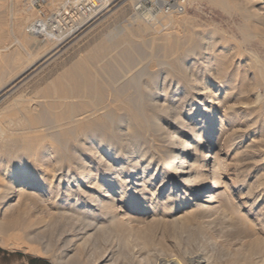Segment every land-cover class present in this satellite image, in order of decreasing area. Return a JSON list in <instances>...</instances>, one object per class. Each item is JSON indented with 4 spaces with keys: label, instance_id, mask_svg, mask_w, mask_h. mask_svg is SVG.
I'll use <instances>...</instances> for the list:
<instances>
[{
    "label": "bare ground",
    "instance_id": "6f19581e",
    "mask_svg": "<svg viewBox=\"0 0 264 264\" xmlns=\"http://www.w3.org/2000/svg\"><path fill=\"white\" fill-rule=\"evenodd\" d=\"M115 1L105 0L103 10L92 21L109 12ZM226 3L223 13L231 17L229 10L234 9L235 18L241 21L236 27L242 40H258L264 47V0ZM178 24L175 15L151 18L133 14L106 29L86 55L93 59L87 63L88 70L83 69V62H75L48 85L52 91L41 96L42 105L18 110L22 117L17 123L23 121L25 127L0 125V141L14 155L3 170L7 189L0 197L2 207L14 214L9 223L5 218L8 226L0 223V236L7 227L23 235L22 239H12L11 235L10 243L0 241V246L24 245L20 243L24 241L27 252L39 253L33 244L53 230L63 243L54 256L55 264H116L119 259L126 264H158L157 255L176 258L159 264H181L186 260L181 246L189 252L196 234L202 237L203 246L210 245L204 236L213 223L196 216L207 208L199 201L211 204L221 177L228 176L222 158L226 153L234 152L241 166L251 158L248 149L257 153L264 147L261 134L256 145L251 142L241 149L252 135L249 127L262 115L251 119L253 106L259 104L257 109L262 111V96L256 91L264 82L261 77L246 75L248 64L241 66L238 59L244 55L241 45H229L235 40L233 36L225 40L226 34L216 29L181 32ZM47 40L53 42L52 37ZM141 50L147 53V62L141 59ZM59 51L55 47L45 56L60 55ZM256 70L262 72L261 67ZM241 122L246 130L238 127ZM258 125L262 133L264 124ZM37 131L44 134V140L24 142V134L31 136ZM214 131V143L203 138ZM22 142L25 147L20 146ZM213 144L218 147L215 153L210 151ZM203 148L208 152L202 154ZM206 154L210 160L202 170ZM241 170L235 168L233 175ZM236 181L246 189L245 198L252 201V207L262 199L264 178L254 186ZM192 201H196L194 212L188 211ZM230 218L223 217L224 227L245 236L247 243L240 241L243 250L225 258H212L204 251L205 260L196 264L223 260L264 264V206L255 213L253 221L258 227ZM49 247L47 244L46 252Z\"/></svg>",
    "mask_w": 264,
    "mask_h": 264
},
{
    "label": "rangeland",
    "instance_id": "374dc122",
    "mask_svg": "<svg viewBox=\"0 0 264 264\" xmlns=\"http://www.w3.org/2000/svg\"><path fill=\"white\" fill-rule=\"evenodd\" d=\"M30 1L31 0H0V47L2 46V44H4V42L7 41V38L10 36V34H9L10 29H12L13 36L21 37V38L22 37L23 38L28 37V35L25 33V29L27 28L29 23H32L33 21H35L37 19L36 11L33 8H31V2ZM66 1L67 0H50L49 5L47 6V10L49 12H53V11L59 9L63 5V3H65ZM127 1L128 0H116L113 4V7H111L110 11L104 15L106 18L103 16L102 18H104V19L99 18V20H97L99 22L91 21L86 26L82 27L81 29H78V31L74 35V37H72L71 39H69L67 41H63L61 44L59 42H55V41H53V42L41 41L36 37H32L31 38L32 41L39 44V46L41 47V50L38 53L37 57L34 60L32 59L33 61L26 60V61L21 62V64H22L21 71L24 70L29 65H30V67L18 75H16V74L12 75L13 79L8 78L6 80V82H0V86L3 84L5 86V88L3 90H0V120H1L0 125L5 126L8 124V126L20 125V126L25 127L26 123H24L23 121H21L20 123H17V122H19L18 120L22 117V115L18 114V113H20V111H18V110L24 111V109L36 107L35 104L42 105L43 104L42 97H44L45 94L52 91L50 86H48V85L51 82H53V80H55L57 78V76H59V74H61L63 71L68 70V68L70 69L71 66L75 62L76 63H82L83 62L82 63L83 69L88 70L89 68L87 67V65H88L87 63H91L93 61V59L90 57H89L90 58L89 59L87 57L88 56L87 54L90 53L92 47L95 44H98L100 42V40H101L100 37L105 33L106 29L108 30L109 28L110 29L114 28L115 26L120 24L122 22V20H125V19H127L133 15L131 9H132L134 2L129 3ZM187 2H189V3H188V6H187L185 13L180 14V15L179 14L175 15V18L179 21L177 29H179L181 32L184 31L185 29H190L191 31H195V32H199L202 30L210 31V29L211 30L216 29V30H220L219 31L220 34H222V35L226 34L223 36V38L225 40H228L229 36H233L235 38V40L234 41L230 40L229 45L231 44L230 47H232V45L233 46H235V45L240 46L241 45L240 50L243 52L244 55L238 59H239V62L241 61V63H240V64H242L241 66H243L244 63L248 64V66H247L248 71L246 72V75L249 76V78L258 76L257 79H259V77H261L262 79L260 78L259 80H261V83L264 82V74H263L264 73V64H262L264 62V47L261 45V42L258 40H250V41H247V40L243 41L242 40V34L237 30V27H236V26H239L241 24L240 23L241 21H239L238 19L235 18V15H234L235 11H233L234 9L230 8V10H229L230 13L232 12L230 14L231 17H229V16H227V14L223 13V12L227 11V5L228 4L226 3V0H195V1L192 0V2H191V0H187ZM207 2H209L208 5H207ZM194 3H196V4H194ZM222 6H224V7L222 8ZM218 8L220 9V11ZM220 14L222 17L220 16ZM212 15L215 17H213ZM27 17H30V19L28 22H25V19ZM184 17H186V18L188 17V18L187 19L185 18L186 19L185 20ZM223 17H225V18H223ZM207 24H209V25H207ZM215 25H216V28H215ZM220 25H221V27H220ZM195 27H196V29H194ZM163 28H166V27H163ZM102 32H104V33H102ZM168 32H171V31H168ZM236 39L239 40V42ZM231 42L232 43L234 42L235 44H232ZM18 43L23 44V41L18 40ZM54 46L57 47L58 50H60L63 53H61L59 51L60 55H54L56 57L51 56V58L50 57L46 58L45 55H47L48 52L53 50L55 48ZM245 47H247V48H245ZM244 49L246 50L247 54H246ZM64 50H65V52H64ZM252 50L254 52H252ZM141 53H142L141 59L143 60V62H147L149 60V58L146 56L147 53L143 50H141ZM248 53L251 54L252 57H253V55H255V57H253L254 59L251 56H249ZM243 57H244V59H243ZM255 58H257V60H255ZM259 59L262 62V63L261 62L260 63L263 66L259 64ZM242 60H243V62H242ZM253 61L254 62L258 61V62L253 63ZM234 62H236V61L234 60ZM249 62H251L252 64ZM253 64H255L256 66ZM250 67H252V69ZM256 67H257V69L259 67H261L262 72L260 73L258 70H256ZM249 68L253 71H251V70L249 71ZM238 72H240V70ZM252 72H253V74H251ZM254 75H256V76H254ZM263 86H264V84H263ZM263 86L260 87L259 89H257L256 92H257V94L260 93L259 96L260 97L262 96L260 98V102L261 103L263 102V104H264V92H263L264 87ZM48 87L50 90L48 89ZM40 105L37 107L41 108ZM257 108H259V104L256 106H253V108H251V109L255 110V113H253L254 116L252 115L251 119L255 118V116L258 117L259 113L262 115L258 118V123L254 124L252 127H249L248 132L252 133V135L248 136L249 140L244 142L241 149H244V147H246L249 143H250V145L253 144V146L256 145L257 141H255V140H257V137L261 134L264 135V129L262 130V133H260V130L258 128V126H259L258 124H260V122L262 124H264V112H263L264 111V105L262 107V111H258ZM21 113H22V111H21ZM260 120H263V121H260ZM216 125H218V124H216ZM5 127H7V126H5ZM238 127L242 130H246L244 122H241V124L239 123ZM255 129H256V131H255ZM39 132L40 131L35 132L36 134L32 133V135H31L32 137L29 135L31 133H26V135L24 134L23 135L24 136V139H23L24 142L26 143V142H32L33 141L35 143L36 140H34V139H36V138H37V141L44 140V137H43L44 134H42L41 132L39 133ZM216 132L215 131L212 132L211 135H209L208 137H205V135H204L203 138H207L210 140V142L214 143L215 138L217 136ZM255 133H257V134H255ZM38 134H40V137ZM36 135H38V136H36ZM25 136H27V138ZM24 142L20 143L21 144L20 146L25 147ZM50 142H52V141H47L48 144ZM251 142H252V144H251ZM0 144H3L2 146L0 145V149H1L0 151L2 152V153L0 152V154H1L0 155V168L2 167L0 169V176H1L0 177V191H1L0 197H1V195L7 189L6 185H5L7 182V176L3 175V173L5 174V172L3 170H4L8 160L11 159L14 155H13V153L8 151L6 145H4L3 142L0 141ZM51 144H52V146H56L54 142H52ZM51 144H49V145H51ZM201 148L202 147H200V150H201ZM217 150H218V147H216V145L213 144V146L210 149L211 153H213V152L215 153V151H217ZM248 150H250V151H248L247 154L251 155V158L249 159L250 162H249V160H246L243 162V165H241V166L237 165L236 160H237L238 156H233L234 152L232 154L226 153V155L222 157L226 163V164L224 163L226 165L225 167H227V169L229 170L228 176L221 177L222 178L220 181L221 187L219 186L218 188H216L214 190V192L210 198L211 202H212L211 204L203 203V199H201L199 201V203H201L204 207H207L209 209L205 208L203 211H198L196 213L197 217L204 218L203 220L209 219L211 221V223H213L212 226L214 228L211 226L210 230L211 229L212 230L211 231L208 230L204 236L208 241H210V245L203 246L202 245V237L200 236V234H196L192 238V245H191V248L189 250L190 253L188 251H186L185 248H183V246H181L182 252L186 253V258H185L186 260H185V262H183L181 264H196V262L199 260H205V258L202 255L204 251L208 255H211L212 258L219 257V256H222L225 258L229 254L234 255L237 252H241L243 250V248H241L240 245H241V243L246 244L248 240L246 241L245 239H243L245 236L240 237V235H237L234 232H232L230 229L225 228L223 217H224V219L227 220V218L229 219L230 215H232L231 217H233V218L235 217L234 219L230 218L232 220L239 221V223H243V221H246L247 226L258 227V224L255 223V221H253V220H255V213L257 211H259V209L262 207V205L264 206V195L262 197L263 200L259 199L257 201V204L252 207L251 206L252 201L245 198L246 189L242 186H239L238 184H240V183L239 182L237 183L236 180L244 181L245 183L246 182L251 183L248 185L254 186L258 179L264 178V158H263L264 157V147L259 149V152L257 151V153H256V151L255 152L252 151L251 148ZM207 152L208 151H205L204 148L202 149V154H205ZM250 153H252V154L254 153V155L256 157ZM259 153H260V155H259ZM206 155H208V156H206L204 158V160L201 161V165L203 164L202 170H205V166L207 163H209V160H210L209 159L210 154H206ZM25 156L26 155L24 153V157ZM3 165H4V167H3ZM235 168L236 169H242L243 170V171L241 170L242 173H239L237 176H234L233 172L235 173ZM246 175H247V177H246ZM254 178H256L257 180ZM224 184H226V186H224ZM236 184L238 187L236 186ZM231 194L233 196H231ZM241 197L243 199H240ZM0 200H2V199L0 198ZM227 200L229 202H227ZM245 200H247V201H245ZM195 202L196 201L191 202L192 205H189L188 211L194 209V210H192L194 212L196 210L195 209L196 207L193 205V204H196ZM233 202L235 204H233ZM1 203L2 202H0V207H1L0 208V223L4 222V224H6V222L9 223V221L12 218L14 213L12 210H10L11 211L10 213H9V209L5 210V208L2 207L3 203H2V205H1ZM217 203H220V204H217ZM227 203L232 205V206L228 205ZM249 205H250V207H249ZM223 206L225 207L226 210L223 208ZM220 208H223L224 210L222 209V211H220ZM250 209H251V211H250ZM4 211H8V212H4ZM223 211H226V212H223ZM221 212L224 213V215H226V217L224 215H222ZM228 214H230V215L228 216ZM5 218L8 221H6ZM148 220L149 219H146V221H148ZM8 223L6 224L7 226H8ZM242 226H243L242 229H245V226L244 225H242ZM17 230L18 229H10L9 227H7L8 232L6 231V233H3L4 235L2 234V237L0 236V241H2L3 244H5V243L8 244V243H10L9 241H11L10 240L11 237L13 239L14 237L20 238L22 236L20 238V239H22L23 238L22 233L19 230H18L19 231L18 232ZM51 232L46 233V235L43 237L42 240H36V242L33 244V246L37 247L39 253H34V252L31 253L30 251L27 252L28 251L26 248L27 244L24 241H20V243H23L24 245H21V244H19V245H7V246L3 245L4 247L1 245L0 246V264H29L30 261H34L33 264H39L37 261H41V262L46 263V264H55L54 256H58L63 243H62V240L57 235L58 234L57 232H55L53 230ZM257 234H258V232H257ZM7 235H8V237H7ZM9 236H11L10 239H9ZM170 237L171 236L168 235L167 241L171 240ZM3 239H5V240H3ZM4 241H6V242H4ZM240 241H241V243H240ZM47 244H49V246H50L49 251H48L49 253L46 252L48 250L46 248ZM14 246H16V247H14ZM203 248H204V250H203ZM40 253H44V254H40ZM175 259L176 258L173 255H170V256L157 255L156 262L159 264L161 262H167V261L175 260ZM210 260L212 261V259H210ZM231 262L229 260H223L218 264H232ZM116 264H126V262L124 263L122 259H119ZM210 264H213V263L210 262Z\"/></svg>",
    "mask_w": 264,
    "mask_h": 264
},
{
    "label": "built area",
    "instance_id": "2783aa9c",
    "mask_svg": "<svg viewBox=\"0 0 264 264\" xmlns=\"http://www.w3.org/2000/svg\"><path fill=\"white\" fill-rule=\"evenodd\" d=\"M50 0H31L37 19L25 33L41 41H67L78 29L89 24L104 8L105 0H68L59 9L49 12ZM187 0H135L132 13L139 17L170 16L185 13Z\"/></svg>",
    "mask_w": 264,
    "mask_h": 264
},
{
    "label": "crops",
    "instance_id": "0c3cea01",
    "mask_svg": "<svg viewBox=\"0 0 264 264\" xmlns=\"http://www.w3.org/2000/svg\"><path fill=\"white\" fill-rule=\"evenodd\" d=\"M9 34L7 41L0 47V82H6L8 78L13 79L12 75L20 74L21 62L33 61L41 50L39 44L32 41L31 36L28 35L27 38L13 36L12 29ZM18 40H22L23 44L18 43ZM3 87L5 88L4 84L0 86Z\"/></svg>",
    "mask_w": 264,
    "mask_h": 264
},
{
    "label": "trees",
    "instance_id": "16d2710c",
    "mask_svg": "<svg viewBox=\"0 0 264 264\" xmlns=\"http://www.w3.org/2000/svg\"><path fill=\"white\" fill-rule=\"evenodd\" d=\"M36 262V261H35ZM39 264H46V263H43V262H41V261H37ZM34 263V261H30V263L29 264H33Z\"/></svg>",
    "mask_w": 264,
    "mask_h": 264
}]
</instances>
